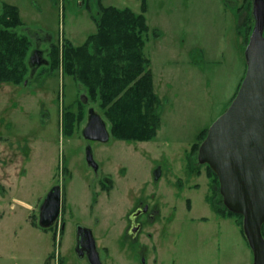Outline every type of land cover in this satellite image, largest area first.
Masks as SVG:
<instances>
[{"label": "rangeland", "instance_id": "rangeland-1", "mask_svg": "<svg viewBox=\"0 0 264 264\" xmlns=\"http://www.w3.org/2000/svg\"><path fill=\"white\" fill-rule=\"evenodd\" d=\"M141 1L0 0L17 7L23 22L17 32L45 61L30 65L26 83H0V178L6 172L10 197L30 206L0 208V264H89L76 251L78 225L92 231L101 264H140L135 252L116 249L124 215L139 198L165 206L163 214L173 211L147 264H252L240 221L210 209V199L221 197L219 185L205 165L188 166L196 161L200 133L226 110L244 77L251 0H144L149 33L143 53L160 101V127L151 141L114 138L98 102H89L60 68H49L52 44L78 46L95 32L99 3L139 13ZM66 110L83 113L72 134L62 127ZM90 110L106 125L105 143L83 137ZM88 146L97 172L87 162ZM54 186L64 195L65 226L43 230L29 215Z\"/></svg>", "mask_w": 264, "mask_h": 264}, {"label": "trees", "instance_id": "trees-1", "mask_svg": "<svg viewBox=\"0 0 264 264\" xmlns=\"http://www.w3.org/2000/svg\"><path fill=\"white\" fill-rule=\"evenodd\" d=\"M144 5L142 0L141 11L135 13L129 8L120 9L99 3L98 16L93 19L95 32L83 44L76 46L66 40L61 46L52 44L48 53L49 68H60L64 76L71 77L81 86L89 102H98L110 124L112 136L121 141H151L160 127L157 111L160 101L154 93L149 60L143 53L149 33ZM250 21L249 31L253 19L250 18ZM22 25L17 7L1 3L0 83L19 85L29 76L31 40L17 32ZM82 119L81 111L73 113L66 110L62 114V127L66 128L67 134H72L75 125ZM206 133L207 130L200 133V141ZM198 146L199 142L194 145L195 151ZM205 166L214 183L219 185L216 175ZM210 206L214 213H219L211 199ZM222 216L235 217L237 222L240 221L238 226L242 231V216L231 213L225 207ZM261 234L264 238V224Z\"/></svg>", "mask_w": 264, "mask_h": 264}, {"label": "water", "instance_id": "water-1", "mask_svg": "<svg viewBox=\"0 0 264 264\" xmlns=\"http://www.w3.org/2000/svg\"><path fill=\"white\" fill-rule=\"evenodd\" d=\"M252 32L244 49L246 70L239 89L226 110L207 129L197 159L216 175L223 205L242 216V229L252 253V264H264V0H252ZM31 65H41L34 51ZM26 83V82H25ZM83 137L107 142L104 121L89 111ZM92 159L87 150V161ZM59 186L48 193L40 208L39 226L49 228L59 215ZM89 264H101L95 240L85 232Z\"/></svg>", "mask_w": 264, "mask_h": 264}, {"label": "flooded vegetation", "instance_id": "flooded-vegetation-1", "mask_svg": "<svg viewBox=\"0 0 264 264\" xmlns=\"http://www.w3.org/2000/svg\"><path fill=\"white\" fill-rule=\"evenodd\" d=\"M250 3L252 6V0ZM253 26H254V20H253ZM263 36H264V32H263ZM36 53L38 55V61L45 63V61L40 57V53L39 52H36ZM87 141H90V140H87ZM102 143H105V142H102ZM87 150L90 151L89 146ZM197 155H198V152L196 154V161L188 160V166L189 165L191 166L194 164L198 166L206 165V164H200L198 162ZM88 164L94 169L95 172H97L98 167L95 161L93 160V158L90 160V162H88ZM197 168L198 167H196V169ZM159 171H160V168L157 167L156 174H158ZM196 176H201L199 169L196 170ZM101 182L106 184L109 182V180L106 177H104L102 178ZM10 183H11L10 179L6 176V172H5L4 175L0 178V208L5 203H8V206L11 208L12 202H16L20 210H25V209L28 210L30 206L27 203L23 202L22 200L16 199L15 197H10V192H11ZM111 187L112 186L109 184L108 189ZM47 195L45 196L44 199L41 200L42 202L40 206L37 208V214L35 216L34 214L32 216L29 215V218L32 217L31 223L36 224V226L39 228H41L39 226L40 208L43 202L45 201ZM60 195H61V201H60V207H59V215H58L57 220L54 222V224L51 227L56 225V228H57V226L59 227L60 225V229L62 230L65 226L63 217L66 211H65L64 195L62 193L61 188H60ZM215 203H216V207L219 213L217 214L214 212L213 213L216 216L221 218L223 217L222 216L223 207H225L223 205L222 198L217 199ZM185 204H186L187 211H190L191 202L189 200H186ZM164 208L165 206L162 207V205H159L158 203L152 200H149V199L139 198L133 201L127 213L124 215L123 222H121V230L116 239V249L121 253L135 252L139 256L140 264H147L148 256L154 255L157 251V247L154 244V240L157 237H159L163 233V231L166 230L171 225L173 221V211H166L168 213V215H166V214H163L162 212ZM41 229L44 230L45 228H41ZM86 230L90 231L93 236L92 231L86 226L78 225L76 228V251L80 256L87 254L88 247H87V243L84 237ZM102 249L105 251L108 250L106 246H103ZM96 250H98L97 246H96ZM154 262H156V259L153 256L152 263Z\"/></svg>", "mask_w": 264, "mask_h": 264}]
</instances>
